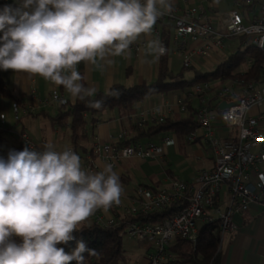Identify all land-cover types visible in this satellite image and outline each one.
<instances>
[{
    "label": "clouds",
    "instance_id": "9594fccd",
    "mask_svg": "<svg viewBox=\"0 0 264 264\" xmlns=\"http://www.w3.org/2000/svg\"><path fill=\"white\" fill-rule=\"evenodd\" d=\"M170 10V0H16L0 8V69L42 76L84 100L96 89L85 86L77 65L123 55ZM148 47L157 59L165 52L158 43ZM44 148L0 157V264H85L84 253L95 250L83 240L71 253L58 245L74 239L97 210L120 203L122 187L111 164L87 172L71 149Z\"/></svg>",
    "mask_w": 264,
    "mask_h": 264
},
{
    "label": "built area",
    "instance_id": "2783aa9c",
    "mask_svg": "<svg viewBox=\"0 0 264 264\" xmlns=\"http://www.w3.org/2000/svg\"><path fill=\"white\" fill-rule=\"evenodd\" d=\"M222 0H215L217 4ZM244 3V4H243ZM236 1V7L230 9L222 19V26L215 25V18L196 4L186 2L182 12L177 4H171V10L163 12L156 21L160 45L165 52L183 54L185 66L192 67L200 58L213 59L214 52L226 48L229 40L240 38L241 46L255 45L264 49V11L258 12L255 0ZM16 0H0V8ZM242 5L252 15L246 20ZM264 10V8H263ZM171 23L174 28L171 45L165 41L164 24ZM202 40L203 44L190 48L192 41ZM253 64L247 58L244 72ZM211 71L213 69H210ZM39 88L38 91H42ZM220 99V108L212 102L213 97ZM197 97V119L200 128L189 135L191 143L208 145L213 151V167L201 168L193 182L172 178L171 188L153 190L141 185L136 197L129 202L126 212H150L163 208L180 198L189 201L172 217L156 223L131 222L127 234L131 238L149 241V264H185L181 262L170 246L178 238H187L196 244L198 235L207 222L220 219L223 231L221 242L228 230L236 228L233 214L241 211L254 199L263 198L264 193V79L247 81L240 77L226 79L219 75L205 81L194 83L190 88L174 96L165 98L162 104L148 111H140L136 122L163 121L171 113L188 115V99ZM53 98L60 104L69 100L58 90H53ZM238 101L228 107H221V101ZM17 106L20 103L16 102ZM254 107H260L253 111ZM17 118L20 115L17 114ZM5 114H0V125L5 123ZM229 133L222 135L221 130ZM129 133L113 134L110 141L97 140L93 153L82 164L87 172L102 171V162L107 161L115 167L121 158L134 155L154 157L164 154L165 144H174L177 134L168 133L160 140L140 141L134 144L117 146L114 142L127 138ZM30 150L35 143L28 131L23 132ZM72 150V148H70ZM73 151V150H72ZM165 155V154H164ZM163 160L166 161L165 156ZM201 156H198L200 160ZM201 162V161H199ZM190 191V195H188ZM222 202H227L226 210L221 209ZM214 211V212H213ZM93 218L102 223H114V217L106 218L97 210Z\"/></svg>",
    "mask_w": 264,
    "mask_h": 264
},
{
    "label": "crops",
    "instance_id": "0c3cea01",
    "mask_svg": "<svg viewBox=\"0 0 264 264\" xmlns=\"http://www.w3.org/2000/svg\"><path fill=\"white\" fill-rule=\"evenodd\" d=\"M236 1L239 0H222L217 4L215 0H170L171 3L179 6V12L183 11L186 2L200 6L206 10L208 15L215 18L217 27L222 26L224 15L230 9L236 7ZM255 2L259 3L258 12H263L264 0H255ZM241 10L245 12L246 20H249L256 13L254 12L252 15L248 12L247 6L243 7V5ZM157 28L155 23L149 33L140 34L123 55L106 56L103 60L98 59L97 65L81 62L77 65V70L84 75L89 87H95L96 92L98 90H107L116 83L131 85L140 83L145 79L154 80L158 73L160 56L157 59L156 54L148 45L150 42L160 45L158 34L156 33ZM174 31L175 28L172 25V36ZM2 35L3 32L0 31V36ZM235 41V39L229 40L226 48H220L214 52L213 59L200 58L194 66L202 70H214L228 56L227 54L222 60L219 55L229 48L232 49ZM202 44V40L192 41L190 48H196ZM175 55H180L184 59V55L181 53L172 54V56ZM130 67L132 72L129 73ZM0 78L5 79L16 96L21 99L20 106H17L14 97L6 96L0 91V114L4 113L6 119L5 123L0 125V139H4L0 157L7 158L9 151L13 150L14 146L19 142V136L23 129L30 132L35 148H41V152L45 150V143L52 145L58 141L59 137L66 139L70 127H55L49 115H37L36 113L41 110H48L50 114L59 112L61 104L53 98V90L55 89H58L69 102H74L76 98H73L63 86H57L50 81H46L39 75L29 76L23 72L15 73L11 69L7 71L0 69ZM39 88H43V90L38 91ZM174 95L156 93L139 102L137 111L132 114L118 109L106 111L103 114L104 119L95 128V135L90 145L94 146L95 141L98 139L108 142L113 134H119L120 132L130 134L131 124L135 122L140 111H148L152 107L162 104L165 98ZM259 108L254 107L252 110L256 111ZM17 114L21 118H17ZM174 114L179 113L176 112ZM150 122L152 121L147 123ZM262 126L264 127V120L262 121ZM199 132L202 133L203 129L199 128ZM221 133L226 135L229 131L222 129ZM69 137H71V133ZM163 137L164 135L157 138V141H160ZM177 140L174 144H165V155L158 154L154 157L134 155L129 158H121L119 163L113 167V171L119 176V182L122 187L120 203L118 205L114 204L107 211L100 209L106 218L115 217L118 213L124 214L129 202L133 200L137 189L144 185L143 183L157 184L158 182L161 188H171L172 177L166 171L168 164L172 165L180 177L189 178L186 181H192L199 169L213 167V151L208 145L203 144L202 146L190 143L184 151L181 148L178 137ZM55 148L56 151H60L58 147ZM70 148H72V139L71 144L66 149ZM163 156H165L166 161L163 160ZM198 156H201L200 160H198ZM108 164L109 162L103 161L102 170ZM227 207L228 203L222 202L221 209L226 210ZM233 220L236 228L228 230L223 240L224 264H264V193L263 198L254 199L245 209L236 211L233 214Z\"/></svg>",
    "mask_w": 264,
    "mask_h": 264
},
{
    "label": "trees",
    "instance_id": "16d2710c",
    "mask_svg": "<svg viewBox=\"0 0 264 264\" xmlns=\"http://www.w3.org/2000/svg\"><path fill=\"white\" fill-rule=\"evenodd\" d=\"M242 3L244 0H239ZM244 4V3H243ZM247 5H243L246 7ZM164 39L171 45L172 24H164ZM172 53L169 50L164 52L159 58L158 73L154 80H147L136 84L116 83L107 90H98L91 97L84 100L76 98L74 102L61 104L59 112L50 114L48 110H41L37 115H49L52 124L57 127H70L72 150L80 156L81 163L85 161L89 154L93 153V146L90 145L95 135V128L98 123L104 119L103 114L112 109L135 113L139 102H142L156 93L176 94L187 91L190 86L199 81H205L212 77L222 75L226 79L230 77H240L247 81L254 79H264V49L255 45L239 47L229 54L214 70H202L195 66H184L180 70H175L171 65ZM253 59V64L243 73L239 71L247 58ZM193 71V76H188V71ZM129 73L132 68H129ZM84 77V75H82ZM86 87H89L84 77ZM0 91L9 97H14L16 102L21 103V99L16 96L12 88L5 79L0 78ZM119 93L118 96L108 95L110 92ZM100 100L102 106L97 108L88 107L91 101ZM199 98L188 99V115L169 114L163 121L140 123L132 122L130 134L127 138L120 139L114 144L125 146L140 141L157 140L168 133H175L179 139L181 148L185 151L191 143L189 135L200 128L197 119V103ZM214 105L220 108V99L214 96L212 99ZM21 118V117H20ZM19 136V142L14 146L17 151H22L27 146V140L23 132ZM3 138L0 139V155H2ZM34 150V149H33ZM167 173L172 178L180 176L173 169L172 165L166 167ZM194 180V179H193ZM189 181V182H193ZM146 187L153 190H159L161 187L153 183H143ZM190 195V191L188 193ZM134 196L133 198H135ZM189 198H180L172 201L170 204L158 210L150 212H125L115 217L114 223L98 222L91 216L86 220L82 229L73 233L74 239L66 244H60L66 252L71 253L77 246V242L83 240L89 249H94V254L84 253L85 264H138L132 263L128 253L125 241V235L131 222L156 223L165 218L175 215L187 202ZM223 226L220 219L207 222L198 235L195 243L187 238H178L171 244L170 248L178 256L179 260L185 264H224L223 245L221 242ZM128 235V234H127ZM148 246H150L149 241ZM148 250V259H149ZM150 261V260H149ZM70 264H77L76 261ZM149 264V263H148Z\"/></svg>",
    "mask_w": 264,
    "mask_h": 264
},
{
    "label": "rangeland",
    "instance_id": "374dc122",
    "mask_svg": "<svg viewBox=\"0 0 264 264\" xmlns=\"http://www.w3.org/2000/svg\"><path fill=\"white\" fill-rule=\"evenodd\" d=\"M243 11V10H242ZM240 38L236 39V41L234 42V47L231 49H227L225 50V52L223 54L217 53V55H219V57L223 60L224 56H226L227 54H231L234 50L238 49L239 47H243L241 46V42H240ZM171 65L175 70H180L182 69V67L184 66V59L182 58V56L180 55H175L172 56L171 59ZM188 76L192 77L193 76V71L189 70L188 71ZM71 133V129L68 130V133L66 135V139L63 137H59L58 141L55 144H52L53 149L55 150V147H58L60 149V151L65 150L70 144H71V137H69ZM34 151L36 152H41L42 149L39 147H36L34 149ZM189 160V159H188ZM181 175V174H180ZM180 179H184V180H188L187 178H182L179 177ZM125 241H126V245H127V253L132 261V263H138V264H148L149 263V259H148V250L151 249L150 246H148V242L143 241V240H139L136 238H131L129 237V235H125Z\"/></svg>",
    "mask_w": 264,
    "mask_h": 264
},
{
    "label": "water",
    "instance_id": "95a60500",
    "mask_svg": "<svg viewBox=\"0 0 264 264\" xmlns=\"http://www.w3.org/2000/svg\"><path fill=\"white\" fill-rule=\"evenodd\" d=\"M236 102H238V101H228V100H223L222 102H221V107H228V106H230L232 103H236Z\"/></svg>",
    "mask_w": 264,
    "mask_h": 264
}]
</instances>
